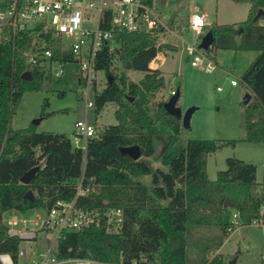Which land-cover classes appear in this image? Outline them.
Segmentation results:
<instances>
[{"label":"trees","instance_id":"16d2710c","mask_svg":"<svg viewBox=\"0 0 264 264\" xmlns=\"http://www.w3.org/2000/svg\"><path fill=\"white\" fill-rule=\"evenodd\" d=\"M234 1L250 2L248 17L238 24L211 25L208 30L213 31L214 44L209 51L258 52L241 76L253 94L245 104V140L264 142V0ZM260 9L263 14L256 19ZM158 39L157 31L124 32L114 50L106 46L100 51L97 69L106 70L109 78L102 89L95 85L94 115L96 119L107 103L114 102L117 123L90 138L85 151L73 147L66 133L37 132L34 123L13 129L12 116L24 92L40 90L50 75L39 66L28 67L23 52L11 41L0 43V252L16 256L19 247V239L8 234L3 221L6 211L26 212L58 198L71 200L83 176L84 185L91 183L97 191L79 196L78 203L122 207L124 227L119 234L98 228L69 231L58 243L60 259L130 264L146 257L145 264H231L222 254L210 259L207 255L219 249L230 229L239 225L232 222V210L238 211L240 224L260 217L264 183L256 180V164L235 157L227 158V168L218 171L216 180L208 177V155L235 140L189 138L183 142L182 121L166 110L164 97H158L165 88L163 70L150 67L159 52L177 51V47ZM115 58L121 61L120 72ZM128 69L144 75L130 80ZM27 70L31 79L22 77ZM177 92L180 97L179 87ZM44 104H49L47 98ZM161 137L166 138L161 162L167 170L153 169L142 158L134 160L120 151L122 146L138 144L144 156H152L155 139ZM36 166L39 170L30 182L22 183L21 177ZM146 175L152 176L151 187L139 179ZM28 190L34 192V200L27 197ZM226 201L233 206L225 205ZM203 229L211 232L204 236ZM189 247L196 249L197 257H190Z\"/></svg>","mask_w":264,"mask_h":264},{"label":"built area","instance_id":"2783aa9c","mask_svg":"<svg viewBox=\"0 0 264 264\" xmlns=\"http://www.w3.org/2000/svg\"><path fill=\"white\" fill-rule=\"evenodd\" d=\"M168 3L169 0H0V43L11 41L14 48L23 52L28 67L44 68L51 78L64 75L66 62H77L85 116L75 122L71 142L73 147L85 151L88 140L99 135L88 118V110L95 105L93 94L98 81L99 54L106 46L114 50L119 34L167 31L185 43V52L192 66L209 73L216 69V62L200 46L208 31L205 14L198 6H193L185 23L175 25L171 22L169 25L162 10ZM261 23L264 24V20ZM186 32L193 34L192 41L185 38ZM22 40L24 43L20 44ZM159 57L158 54L154 61ZM231 84L236 86L239 81L232 79ZM175 93L173 89L170 96ZM76 190V196L71 200L58 198L51 205L30 209L32 215L29 217L24 215L25 212L14 210L22 215L13 214L6 225L8 234L19 239L18 251L16 256L0 252V264H59L63 260L98 264L91 258L60 259L57 255L59 241L69 231L88 228L119 234L124 227L125 213L122 207L79 204V196L97 191L91 183L84 185L83 176L77 180ZM232 222L239 223L238 211L233 213ZM252 223L264 226L262 209L260 217ZM40 233H45L46 239L50 240L46 250L37 251L32 245H25L37 243ZM54 248L55 254L52 253ZM146 260L142 257L130 264H145Z\"/></svg>","mask_w":264,"mask_h":264},{"label":"rangeland","instance_id":"374dc122","mask_svg":"<svg viewBox=\"0 0 264 264\" xmlns=\"http://www.w3.org/2000/svg\"><path fill=\"white\" fill-rule=\"evenodd\" d=\"M193 6H198L202 13H207V19L211 25L235 23L238 24L248 17L250 2H236L234 0H169L162 10L167 16L166 23L181 25L187 21ZM207 25V29L211 26ZM159 43H171L177 47V51L159 52L157 62L160 63L165 79V88L158 93V97L167 100L173 89L180 88L178 105L183 111L190 107H196L191 116L190 127L182 126L181 137L183 142L189 138L218 139L233 141L235 144H226L208 155L207 173L211 180L217 179L219 170L227 168V158L235 157L248 163L256 164V180L264 183V142L246 141L245 128V95L249 88L241 76L256 59L257 51L211 49L206 53L216 62V69L206 72L191 65L185 52V43L170 35L167 31H157ZM185 38L194 39L191 32H186ZM213 46V45H212ZM211 46V47H212ZM152 66H155L153 62ZM115 66L122 70L121 61L115 58ZM150 66V67H152ZM155 68V67H152ZM65 73L61 78H51L45 81L40 90H27L17 105L12 116L13 129L27 128L35 120L36 131H55L66 133L70 139L73 137L75 122L85 116V102L80 97L78 80V64L69 61L64 64ZM126 73L130 80L138 81L144 73L142 71L128 69ZM109 74L106 70H98L97 88L102 89ZM232 79H237L239 84H231ZM221 89L218 90L217 88ZM60 91H65L60 95ZM49 104L45 105V99ZM114 102L107 103L95 119L94 110H88L89 120L100 132L106 126L116 124ZM155 139L156 152L152 156L141 158L156 169L158 167L167 170L161 162L162 153L166 145V138ZM148 187L152 186V176L146 175L139 178ZM165 203V201H164ZM264 211V203L261 208ZM43 213L44 210H39ZM236 210H232V214ZM13 214L21 216V212L8 210L3 215V221L8 224ZM29 217L31 210L24 213ZM233 218V215H232ZM207 229L202 230L204 236L208 235ZM201 234H197L196 237ZM201 235V236H203ZM51 237L50 235L48 236ZM195 237V238H196ZM48 241L45 233H40L37 243H28L37 251L47 249ZM56 253V248L52 250ZM216 253L222 254L226 263L236 260L235 264H264V226L251 224L236 225L224 239L222 246L207 255L212 258ZM190 257H197L194 247H189ZM59 264H77L74 260H63Z\"/></svg>","mask_w":264,"mask_h":264},{"label":"water","instance_id":"95a60500","mask_svg":"<svg viewBox=\"0 0 264 264\" xmlns=\"http://www.w3.org/2000/svg\"><path fill=\"white\" fill-rule=\"evenodd\" d=\"M263 14V9H260L259 12L256 15V19L259 18ZM214 44V35L212 30H208L207 33L204 35L202 42L200 46L204 48L205 51H209L210 47ZM22 77L25 79H31L32 78V73L31 71L27 70L22 74ZM111 79V77H110ZM179 100V92L171 95L164 103V106L166 110L179 118L182 121V125L186 128L190 127L191 123V116L192 113L195 111L196 107H190L187 110L183 111L181 107L177 104ZM251 100V94L247 93L245 95L244 103L248 104ZM40 119L35 120L33 123H39ZM120 151L123 154H128L131 156L134 160L140 159L143 156L142 150L138 144H133L129 146H122L120 147ZM39 170V167H33L31 168L28 172H26L20 179L22 183H29L31 178L35 175V173ZM184 177L180 179L179 182H182ZM27 197L31 200L35 199L34 192L32 190H28L27 192ZM225 205L228 206H233V204L229 201L225 202ZM236 260H231V264H235Z\"/></svg>","mask_w":264,"mask_h":264},{"label":"crops","instance_id":"0c3cea01","mask_svg":"<svg viewBox=\"0 0 264 264\" xmlns=\"http://www.w3.org/2000/svg\"><path fill=\"white\" fill-rule=\"evenodd\" d=\"M204 14H205V18H206L208 24L211 25V23H210V22L208 21V19H207V15H206L207 13H204ZM153 64H154L155 66H152V64H151L152 67L160 68V69H161V65H160V63H158L157 61H154V60H153ZM236 86H237V85H236ZM247 93H250V94H251V98H252V96H253L252 92L249 91V92H247ZM247 93H246V94H247Z\"/></svg>","mask_w":264,"mask_h":264}]
</instances>
